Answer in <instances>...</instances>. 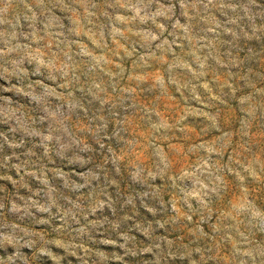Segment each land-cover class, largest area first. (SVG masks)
<instances>
[{"label":"rangeland","instance_id":"1","mask_svg":"<svg viewBox=\"0 0 264 264\" xmlns=\"http://www.w3.org/2000/svg\"><path fill=\"white\" fill-rule=\"evenodd\" d=\"M54 2L56 7L46 9V22L58 35H49L41 51L74 66L81 88L92 81L101 85L96 100L73 91L88 116L69 115L64 127L74 140L84 141L91 162L85 170H99L106 180L85 189L81 169L61 163L55 145L45 154L39 136L24 138L15 126L0 121V143L7 139L23 145L13 150L5 144L0 152V177H11L0 179L2 212L15 222L7 211L9 201L21 203L31 197L44 204L49 193L61 206L65 199L78 202L93 195L113 203L88 217L101 227L87 229L84 236L77 234L75 225L58 233V218L33 209L35 218L20 226L46 239L59 237L62 246H49L54 259L49 248L41 251L39 244L25 248L24 264H251L242 253L264 252V231L238 210L247 204L264 212V0L252 6L253 21L238 18L228 7L230 0H216L207 10L200 7L199 16L189 9L194 17L191 48L183 39L172 44L168 27L162 39L172 48L166 55L146 43L144 33L155 34V29L133 21V13L118 0ZM160 3H175V18L189 23L180 16L178 0ZM113 26L122 34L113 35ZM194 57L204 60V71ZM177 61L185 67L170 74L169 63ZM26 67L31 80L32 67ZM39 85L64 95L62 88L46 80L37 81V93ZM12 103L19 104L17 115L23 121L41 122L30 97ZM101 103L110 105L109 111ZM99 113L104 114L106 134L93 141L95 124L90 118ZM154 123H163L166 131L156 132ZM38 131L47 133L45 128ZM5 157H11L6 164ZM17 163L33 175L17 171ZM198 182L207 185L199 197L194 195ZM41 219L49 223L38 224ZM80 226L87 225L82 221ZM120 233L131 237L127 254L101 243H123ZM156 241L166 242L160 252L147 251Z\"/></svg>","mask_w":264,"mask_h":264},{"label":"clouds","instance_id":"2","mask_svg":"<svg viewBox=\"0 0 264 264\" xmlns=\"http://www.w3.org/2000/svg\"><path fill=\"white\" fill-rule=\"evenodd\" d=\"M121 5L129 9L132 13V20L138 22L142 26L155 29V34L151 32L144 33L148 37L146 43H151L155 50L161 55L171 53L172 45L168 44L162 37L171 27L172 44L177 40L183 39L191 48L192 43V24L194 17L188 15L189 9H195V16H199L200 7L207 10L210 7H215L216 0H178L180 7V16L187 18L189 23L180 24L175 18V3L165 7L160 3V0H118ZM256 5V0H230L228 7L233 13H238V18L246 21H253L255 14L252 12V6ZM56 7L54 0H0V80H3V85L0 89L3 95H0V121L5 122L6 127L15 126L19 134L24 138H32L39 136L43 145L45 154L51 151V145H55L61 156V163H70L74 167L81 169L84 179L83 187L91 189L93 183L99 184L103 177L99 170L86 171L90 166L88 153L84 151V141L77 142L66 132L64 124L69 115L80 118L81 115L87 117L88 113L84 111L82 103L77 102L73 96L74 90H79L81 94H85L86 98L92 100L97 99V95L102 91L101 85L92 81L91 85L80 87V81L77 77L74 66L68 63H61L59 57L49 52L45 55L41 48L45 45V41L49 35L57 36L54 31V26L46 22L48 13L46 9ZM119 19V18H118ZM23 22H26L25 27ZM232 24L235 21H229ZM182 30V32H181ZM212 29H209L211 31ZM231 33L230 28L225 29ZM113 35L122 34L119 29L112 27ZM79 35V33H75ZM57 52L61 51L57 45ZM152 49H149L151 52ZM175 60V53H172ZM99 59V58H98ZM195 62L201 71L205 69L204 60L201 57H194ZM32 67V79H27L28 68ZM181 62L177 61L169 63L168 72L171 74L175 68H183ZM50 81L57 85V88H62L64 95L50 87L39 85L41 91L36 92L37 81ZM11 97V99L9 98ZM31 98V106L38 109L37 115L41 117L39 124L28 123L23 121L21 116L17 115L19 104L13 105L12 100L20 101L22 99ZM109 111L110 105H100ZM111 119V117H109ZM95 127L91 130L93 141L96 136L105 135L107 124L104 121V114H95L90 118ZM119 127V125H117ZM153 129L160 133L166 131L163 123L152 124ZM40 128L47 129L46 135L38 130ZM5 144L9 149L22 148L21 143L8 141L5 139L0 143V152L3 151ZM101 147L103 145L101 144ZM15 154V153H14ZM68 157L67 161L63 157ZM113 159H115L113 157ZM11 160V157H5V164ZM17 171L23 170L25 175H33L26 167L17 163L14 165ZM118 171V170H117ZM247 171V169H245ZM11 179V177H0V179ZM211 177H209L210 179ZM161 179H163L161 177ZM80 186H77L79 188ZM198 191L194 193L197 197L204 193L207 185H196ZM106 195V192L101 193ZM39 195V193H36ZM73 195H76L74 192ZM111 199L102 200L99 196L93 195L88 199H82L78 202L65 199L64 206H61L59 199L54 198L51 193L47 195V201L44 204L29 197L21 203L9 201L7 211L15 219V222L9 221L2 210L5 204L0 201V264H24L22 253L25 248L31 250L39 244L40 250L49 248V246L59 248L62 246V239L51 238L46 239L40 237L38 233L22 228L20 225L25 220L31 222L33 209L37 213H46L50 219H59L62 222L61 228L57 229L58 233L66 230H71L75 225L78 229L77 234L80 236L87 235V229L99 230V227L88 221L89 216H94L97 212L112 206ZM83 205V206H82ZM53 209L56 210L55 214ZM241 213H247L249 223L255 224L261 231H264V212L254 210L250 205H243L238 210ZM79 217V219H77ZM86 223V227H81V222ZM40 225L49 223V220L41 219L37 222ZM139 229V225L136 226ZM119 243L113 239L102 240V244L116 245L125 250L126 254L129 251V244L132 243L131 237L127 234L120 233ZM166 243L164 241L154 242L152 248L147 251H152L153 248L160 252L161 246ZM83 248V245H81ZM49 257L53 258L51 249L48 251ZM75 255V252H73ZM100 256L103 253L99 254ZM244 257L251 260V264H264V252H253L248 250L242 253ZM87 256V251L84 252Z\"/></svg>","mask_w":264,"mask_h":264}]
</instances>
